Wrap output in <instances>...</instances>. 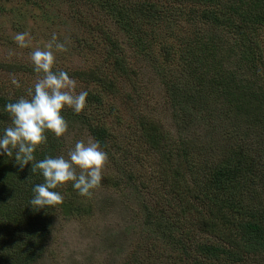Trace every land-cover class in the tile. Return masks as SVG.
I'll use <instances>...</instances> for the list:
<instances>
[{"label":"trees","instance_id":"trees-1","mask_svg":"<svg viewBox=\"0 0 264 264\" xmlns=\"http://www.w3.org/2000/svg\"><path fill=\"white\" fill-rule=\"evenodd\" d=\"M58 1L68 8L66 16L55 12L62 9L56 0H30L25 12L15 13L16 24L10 20L0 26V39L8 40L2 46L10 52L0 71L22 74L19 87L0 86V133L11 124L4 105L30 98V81L37 79L30 59L33 43L46 36L52 40L61 25L56 42L79 58H66L70 66L65 69L56 59L53 70H64L80 83L88 91L87 103L78 114L64 108L67 132L61 138L46 133L47 141L34 155L37 160L64 156L72 147L70 132L78 130L109 154L108 121L89 114L92 106L106 110L116 96L133 97L125 88L132 84L119 39L126 37L154 69L166 65L157 72L170 87L171 105L164 114L176 135L172 144V130L164 134L150 117L139 118L137 135L149 155L161 158L147 178L136 176V184L120 178L114 185L122 187L123 211L129 214L114 241L123 238L122 254L130 251L122 263L264 264V56L257 59L256 50L264 0ZM12 2L0 0L1 15H11ZM87 8L103 11L97 23L84 15ZM35 21L45 31L30 26ZM184 22L193 28L208 25L210 33L186 37ZM18 32L29 33L27 47L13 39ZM177 59L184 68L180 79L168 69ZM199 128L207 138L196 136ZM43 182L39 170L31 172V163L21 168L0 155V264H37L49 248L57 215L77 220L94 213L92 200L71 182L54 189L62 203L32 206L33 186ZM114 229L119 230L115 224Z\"/></svg>","mask_w":264,"mask_h":264},{"label":"rangeland","instance_id":"rangeland-1","mask_svg":"<svg viewBox=\"0 0 264 264\" xmlns=\"http://www.w3.org/2000/svg\"><path fill=\"white\" fill-rule=\"evenodd\" d=\"M12 1V11H9L12 13L7 17L0 14V26L10 23V20H13L16 24L18 16L15 17V13L25 12L23 10L29 8L28 1L30 0L27 2L25 0ZM56 2L59 3L60 1L56 0ZM58 6L62 9L61 11L55 12L58 15L66 16L64 13L67 12L68 8L62 2ZM33 12L38 14L41 11L34 8ZM99 12L102 14L103 11L97 8L92 10H88L87 8L84 15L92 19L94 23H97L100 16ZM21 21H23V18ZM107 24L110 23L107 22ZM30 26H34L37 32L39 30L42 32L45 31V26L36 21L35 23H30ZM61 29V25L57 26L54 34L57 36L58 32L56 30ZM46 32H49L48 29H46ZM46 32L45 34L48 35ZM197 32L209 34V26L203 25L199 28H193V25L187 26L184 22V29L181 31L182 35L188 37L193 36ZM58 38L59 36L56 41ZM119 39L123 48L122 55L126 60L127 69L130 73L131 80L128 81L132 84L131 86L129 83H126L125 88L128 89L129 94H132L133 97H131L130 101L127 98L116 96L109 102L106 110L98 109L96 106L91 107L89 116L95 121L102 118L106 119L110 132V138L108 140L109 154L107 153L108 159L102 169L103 179L100 185L92 190V195L87 196L94 204V213L89 217H80L77 220H64L60 219L57 215L55 222L58 225L54 228L49 248L37 264H123L124 258L127 259L130 251L126 250L122 254L123 248H120L122 246L120 241H123V238L115 243L114 241L119 234L118 231H122L124 225L127 224L129 214L123 211V204L127 198L124 192L121 191L122 187L116 189L114 185L120 178H123L124 183L133 181L134 179L135 184L136 176L141 179L147 178L161 158V154L149 155V147L141 142V137L137 135L139 129L136 128L139 125L140 116L144 114L150 117V120L153 122L159 123L162 127L159 130L163 131L164 134L165 130H172L173 144L176 130L172 128L170 119L164 114L165 108L171 105L170 87L164 83L160 74L157 72L159 68L166 67V65L163 62L157 69H154L151 62L139 56V52L133 48L132 43L126 37L120 35ZM7 41L5 38L0 39V62L9 61L6 57V54L10 53L8 46L5 48L2 46ZM49 42L53 41L46 36L44 41L39 39L33 43V47H43V45ZM55 42H53V45ZM170 42L175 43L176 39H171ZM256 50L258 51L257 59L260 58V55L264 56V26L259 31L258 47ZM53 51L56 59L62 61L61 69L70 66V60H66V58L70 57L68 49L59 51L53 46ZM155 55L158 59L160 58L157 51H155ZM75 57L79 58L77 55L71 56L70 58ZM80 62L82 61L76 60L77 65ZM178 62L179 59L168 66V69H172L177 78L180 79L184 68ZM72 64L74 62L71 61ZM5 70H7V67ZM10 74L0 71V86L6 90L11 89V80L13 77L18 81L22 79V74ZM35 81L36 78L30 81V84L33 83L34 85ZM257 82L259 81H255V83ZM81 89L80 83L76 82V92H79ZM204 132V130L199 128L196 131V136L205 138L206 135H203ZM70 133V144L72 147H70L71 149H67V153L64 155L65 158H68L69 151L74 148L78 140H84L85 142L92 141L85 132L78 130ZM167 138L170 140L169 136ZM200 140L203 143L208 142L207 140ZM170 156H172L174 161L178 158L177 153L174 152ZM123 172L129 173L123 177ZM107 180L110 181L107 182ZM113 223L119 230L114 229Z\"/></svg>","mask_w":264,"mask_h":264},{"label":"clouds","instance_id":"clouds-1","mask_svg":"<svg viewBox=\"0 0 264 264\" xmlns=\"http://www.w3.org/2000/svg\"><path fill=\"white\" fill-rule=\"evenodd\" d=\"M13 39L20 47H27L30 35L18 32ZM53 35L52 41H56ZM49 42L44 48L37 47L30 59L37 79L29 90V97H20L15 102L4 105L11 124L0 133V155L12 158L23 168L31 163V172L37 170L44 182L33 186L30 204L44 208L63 202L60 192L54 191L59 185L71 182L73 189L81 196H91L103 179L102 169L108 159L107 153L100 147L99 141L78 140L68 153V158L45 156L37 160L34 153L47 141L46 133L51 132L61 138L68 130V122L62 111L71 108L80 113L87 103V90L76 92V81L64 70H53L56 63V50L64 51V44ZM12 84L19 87V81L13 77ZM79 169V171H77Z\"/></svg>","mask_w":264,"mask_h":264}]
</instances>
